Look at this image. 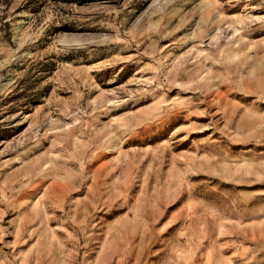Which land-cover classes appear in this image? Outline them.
Listing matches in <instances>:
<instances>
[{
    "label": "rangeland",
    "instance_id": "obj_1",
    "mask_svg": "<svg viewBox=\"0 0 264 264\" xmlns=\"http://www.w3.org/2000/svg\"><path fill=\"white\" fill-rule=\"evenodd\" d=\"M0 264H264V0H0Z\"/></svg>",
    "mask_w": 264,
    "mask_h": 264
}]
</instances>
